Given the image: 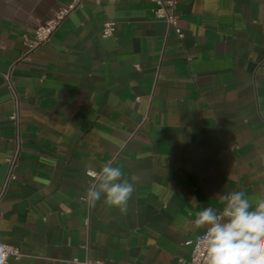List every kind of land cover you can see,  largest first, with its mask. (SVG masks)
<instances>
[{
    "label": "crops",
    "instance_id": "0c3cea01",
    "mask_svg": "<svg viewBox=\"0 0 264 264\" xmlns=\"http://www.w3.org/2000/svg\"><path fill=\"white\" fill-rule=\"evenodd\" d=\"M70 1L0 0V191L19 148L0 242L22 252L7 264H180L196 212L264 194V0H177L181 38L152 0H83L29 51ZM105 164L136 177L126 213L81 200Z\"/></svg>",
    "mask_w": 264,
    "mask_h": 264
},
{
    "label": "clouds",
    "instance_id": "9594fccd",
    "mask_svg": "<svg viewBox=\"0 0 264 264\" xmlns=\"http://www.w3.org/2000/svg\"><path fill=\"white\" fill-rule=\"evenodd\" d=\"M93 177L81 200L95 206L103 197L106 205L127 212L135 191L118 166L105 164L99 171L89 169ZM192 202L196 203L195 197ZM220 207L207 206L195 213L193 223L205 232L199 239L204 264H264V194L247 195L232 191L218 195ZM0 264H3L0 255Z\"/></svg>",
    "mask_w": 264,
    "mask_h": 264
},
{
    "label": "built area",
    "instance_id": "2783aa9c",
    "mask_svg": "<svg viewBox=\"0 0 264 264\" xmlns=\"http://www.w3.org/2000/svg\"><path fill=\"white\" fill-rule=\"evenodd\" d=\"M83 0H71L68 4L56 9L52 16L40 23L34 30V37L26 42L29 51H33L39 46L49 42L50 37L55 32V30L61 25L65 18L75 9L82 5ZM154 3V14L157 18L165 20L169 29H172L178 37H183L181 28L178 25V14L176 12L177 0H152ZM116 29V22L109 20L104 24L102 35L104 37L111 36ZM6 79L9 81L8 76ZM11 119L16 123L19 122V111L17 110L11 115ZM19 145V139L17 141ZM19 149V148H18ZM18 149L15 151L8 159L9 163V174L7 182L15 179L14 168L16 165ZM89 170V169H88ZM87 170V171H88ZM92 170V169H91ZM95 171V170H94ZM91 177V176H90ZM93 179V177H91ZM6 182V184H7ZM6 184L0 191V200L3 197ZM205 230L196 235L193 239H188L185 244L191 246V254L189 259H180V264H204L203 262V248L199 242V239L203 236ZM0 255H2L3 264H7L8 261L12 259H18L21 255V249L16 246H12L6 243L0 242ZM67 264H107L100 260H79L72 259L67 262Z\"/></svg>",
    "mask_w": 264,
    "mask_h": 264
}]
</instances>
